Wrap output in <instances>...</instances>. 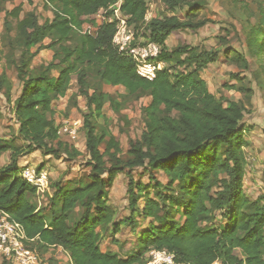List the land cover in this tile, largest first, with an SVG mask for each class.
I'll return each instance as SVG.
<instances>
[{"label": "trees", "instance_id": "16d2710c", "mask_svg": "<svg viewBox=\"0 0 264 264\" xmlns=\"http://www.w3.org/2000/svg\"><path fill=\"white\" fill-rule=\"evenodd\" d=\"M14 1L0 0V5ZM44 1L54 10V17L42 24L32 12L20 18L21 5L4 11L16 21L12 53L7 59L16 72L20 92L11 106L17 135L0 137V157L10 154V162L0 166V211L22 225L26 246L43 252L60 248L70 264H146L150 251H165L174 255L176 262L188 264H264V195L250 200L243 190L247 166L241 125L244 109L240 102L217 97L208 90L201 73L218 61L217 53L194 48L169 53L163 47L172 32L195 30L213 22L210 17L193 22L198 3L162 0L172 15L151 18L144 33L160 45L158 60L186 65L178 70L168 64L154 79L147 80L136 73L131 58L112 45L113 24L103 25L95 38L73 29L85 21L84 17L116 0ZM149 1L122 0L121 11L129 23L142 24ZM179 3L190 8L183 18L177 15ZM261 24L264 26V19ZM4 26L11 30L7 18ZM45 39L49 43H43ZM246 40L249 53L264 72V31L260 26L251 29ZM66 42L70 44L64 45ZM15 50L20 52L18 59ZM41 50H52L51 60L30 69L31 60ZM234 54L236 63L247 66L241 53ZM88 67L97 70L102 85L99 93L90 94L86 89ZM52 70L57 71L56 76ZM74 75L76 92L70 89ZM118 87L124 93L112 98L107 89ZM222 87L242 94L251 92L227 83ZM12 89L3 70L0 91L7 102L11 101ZM143 94L149 103L142 108L141 136L121 145L108 131L97 134L93 117L100 115L105 98L119 113L126 99ZM76 96H84L93 107L82 123L88 171L72 179H66L64 172L51 182L52 193L46 203L38 206L33 200L37 187L19 174L17 160L35 151L56 159L64 156L66 161L81 154L57 134L52 108L53 101L67 97L75 103ZM17 140L23 144L18 145ZM138 169H143L150 183L134 181L132 172ZM121 173L128 179L130 215L116 221L108 195ZM158 173L166 178V184L155 178ZM140 200L143 204L138 206ZM215 211H220L222 219L218 225L213 223ZM139 218L151 221L136 231ZM122 224L138 239L135 252L125 257L99 245L102 231L111 227L114 238Z\"/></svg>", "mask_w": 264, "mask_h": 264}, {"label": "rangeland", "instance_id": "374dc122", "mask_svg": "<svg viewBox=\"0 0 264 264\" xmlns=\"http://www.w3.org/2000/svg\"><path fill=\"white\" fill-rule=\"evenodd\" d=\"M185 2H196L199 5L193 22L199 21L204 17H210L213 22H207L205 25L195 30L183 29L172 32L164 42V49L169 53L175 49L190 48L198 50H208L218 54L219 59L215 63L209 64L201 73L203 79L207 83L208 90L215 96H225L230 100L238 101L242 105L244 111V119L241 125L244 128V136L246 146L244 147L245 157L247 160L246 173L243 179V190L250 200L257 199L260 195H264V72L260 68L256 57L249 53L247 47V35L249 31L260 26L264 19V0H184ZM15 5H21L22 12L20 18L27 12H32L39 24L46 19L51 20L54 17V10L51 6L46 5L44 0H15L14 2H6L0 5V72H6L9 80L13 84L11 91V101L7 102L0 91V137H10L17 135L18 124L12 114V102L20 92L19 82L16 79V72L12 64L8 63L7 57L11 55V38H13V29L16 21L11 17H6L4 11H9ZM147 13L150 18L139 22L129 23L133 29L135 36L140 39L149 40V33L145 34L143 28L153 17L171 16L172 13L167 11L162 0H150L148 3ZM189 7L179 3L180 18L189 13ZM7 18L11 24V30L4 26V19ZM148 32V31H147ZM49 39H45L43 43H49ZM69 42L64 45H69ZM241 53L248 61L247 66L242 63L235 62L234 52ZM16 59L19 58L20 52L14 51ZM188 52L181 53L180 59L186 57ZM52 50H41L39 54L31 60L30 69H36L40 65L45 66L52 58ZM58 61V60H56ZM162 62V68L167 67L169 63ZM178 70H183L184 65L181 62L176 64L171 62ZM87 71V91L88 93H99L102 88L101 82L96 75V68H85ZM53 76L57 75L56 70H52ZM235 75V77H233ZM222 83L233 85L235 88L243 87L244 90H251L249 93H240L236 89H227L222 87ZM70 89L73 92L78 90L76 75L72 76ZM112 98L119 94H123L121 87L115 89H107ZM75 103L67 100V97L59 98L52 102L54 111L53 119L55 124L61 131V138L71 147H75L80 151V155L74 160L66 161L64 156L56 159L51 156H44L40 151L36 154L28 155L25 159L18 158V171L21 176L29 172L32 183L40 187L43 192L36 194L33 200L38 206L46 203L48 196L52 193L51 182L58 179L67 171L66 179L78 178L84 172L88 171L86 161L89 159L85 148V133L83 128V118L93 107H89L87 99L84 96H76ZM149 103V97L143 94L138 97L126 99L124 108L116 113L111 107V102L105 98L100 115L93 117L97 128V134L101 131H108L117 137L121 145H126L130 139L141 136L143 131V110ZM18 145L23 142L17 140ZM29 158V159H28ZM10 162V154L4 153L0 158V166H6ZM132 177L136 182L144 184L150 183L148 175L143 174V169L132 172ZM155 178L163 184H166V178L160 173L155 174ZM128 179L121 173L118 174L109 189L108 203L115 209V220L119 221L130 215L127 198ZM143 201L138 202L141 206ZM215 219L213 223L218 225L222 223L219 217L220 211H215ZM136 231L140 230L143 225L147 224V220L139 221ZM111 227H107L100 233L99 245L102 250L106 248L116 252L120 257H125L135 252L138 239L131 229L122 224L119 233L114 236ZM28 249L34 254L38 264H70L62 251H33L30 245ZM239 257L241 254L238 252ZM149 259V257H147ZM0 264H15L6 261L0 255ZM145 264V263H144ZM220 264V263H216Z\"/></svg>", "mask_w": 264, "mask_h": 264}, {"label": "built area", "instance_id": "2783aa9c", "mask_svg": "<svg viewBox=\"0 0 264 264\" xmlns=\"http://www.w3.org/2000/svg\"><path fill=\"white\" fill-rule=\"evenodd\" d=\"M121 2L122 0H116L107 7L99 8L92 16L84 17L85 21L80 26H73V29L78 34L95 38L103 25L113 24L115 30L111 39L112 45L122 55L131 58L139 76L152 80L156 72L162 69V62L158 60L161 47L154 41L135 36L128 17L121 11ZM148 18L150 14L146 13L144 20ZM57 134H61L59 128ZM23 177L32 182L29 172L24 173ZM36 187L39 196L43 191ZM27 241L22 225L0 211V255L15 264H36V257L26 246ZM148 257L146 264H188L176 262L174 255L165 251H150Z\"/></svg>", "mask_w": 264, "mask_h": 264}, {"label": "crops", "instance_id": "0c3cea01", "mask_svg": "<svg viewBox=\"0 0 264 264\" xmlns=\"http://www.w3.org/2000/svg\"><path fill=\"white\" fill-rule=\"evenodd\" d=\"M19 95V94H18ZM17 95V96H18ZM16 96V97H17ZM6 138H8V137H6ZM36 152H38V151H35V152H33V153H31V154H29V155H33V154H36ZM3 156V155H2ZM1 156V157H2ZM27 157H28V155H26ZM26 156H23V157H20V158H23L24 160L22 161V164H25V162H28V160H27V157ZM0 157V158H1ZM29 159V158H28ZM141 220H143V221H145V220H147V224L146 225H143L142 227H145V226H147L148 224H149V222L151 221V219L150 218H148V219H144V218H139V221H141ZM141 227V228H142ZM140 228V229H141ZM116 236V235H115ZM115 239H117L116 237H114ZM48 250L50 251V250H56V251H62V253L65 255V257H66V259L69 261V257H68V255H67V253L66 252H64L62 249H60V248H48ZM36 264H38V262L36 261Z\"/></svg>", "mask_w": 264, "mask_h": 264}]
</instances>
